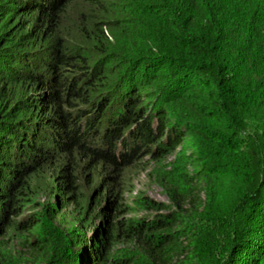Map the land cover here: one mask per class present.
I'll return each mask as SVG.
<instances>
[{
  "label": "trees",
  "instance_id": "trees-1",
  "mask_svg": "<svg viewBox=\"0 0 264 264\" xmlns=\"http://www.w3.org/2000/svg\"><path fill=\"white\" fill-rule=\"evenodd\" d=\"M0 264H264V0H0Z\"/></svg>",
  "mask_w": 264,
  "mask_h": 264
},
{
  "label": "rangeland",
  "instance_id": "rangeland-1",
  "mask_svg": "<svg viewBox=\"0 0 264 264\" xmlns=\"http://www.w3.org/2000/svg\"><path fill=\"white\" fill-rule=\"evenodd\" d=\"M166 118L169 117V111L166 112ZM187 142V143H186ZM191 143L190 138L185 136V140L181 141L177 146L174 153L168 155L163 159L160 158L161 155L158 153V160H156V156L154 154H149L147 156H141L142 158L137 162L136 166L132 168L128 172V178L132 180L131 190L125 194L126 201L132 203V201L141 195H146L151 197V199L161 201V202H169L170 197L166 192L165 188L160 184V180L158 179L157 170H161L162 167L166 168L171 165V163L178 160V157L182 151L185 150L186 145ZM153 149V147L151 148ZM193 152V150H191ZM154 150L151 152L153 153ZM155 158V159H154ZM155 171V172H154ZM204 195V194H202ZM45 197V196H43ZM44 199H47L46 197ZM46 201V200H45ZM133 205V204H131ZM71 208L66 211H62L63 216L61 217V224L68 226L71 223V216L69 215V211ZM152 211L140 210L134 212V210L129 211L128 215H151ZM64 219V221H63Z\"/></svg>",
  "mask_w": 264,
  "mask_h": 264
}]
</instances>
